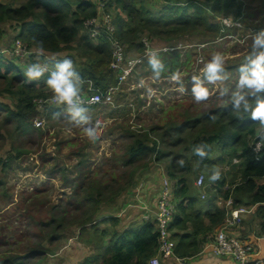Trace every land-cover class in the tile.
<instances>
[{
    "label": "trees",
    "instance_id": "16d2710c",
    "mask_svg": "<svg viewBox=\"0 0 264 264\" xmlns=\"http://www.w3.org/2000/svg\"><path fill=\"white\" fill-rule=\"evenodd\" d=\"M100 1H104L107 10L108 6L116 9L114 18L116 36L130 52L141 49V39L144 35H147L150 40L156 39L175 47L181 41L186 43L192 39H200V41L217 39L235 33L240 36L245 30L255 32L264 28V23L256 25L257 18L264 19V12L248 14L243 10L244 0H168V3H162L160 0H99L97 3L95 1L93 3L92 0H10L6 2L0 0V46L6 39L5 28L19 29L16 38L22 41L28 52L34 50L37 41H43L46 51L45 55L40 57L41 63H47L49 68H52L60 59L69 58L82 78L92 83L89 89L86 88L87 84L84 85L83 93H89L90 89L104 91L117 83L116 73L109 68L108 43L103 38L92 41L85 33H80L83 21L96 15ZM47 14H54L53 19L48 23L45 18ZM41 18L45 21H41ZM218 18H226L231 22L239 21L242 27L240 29L233 26L227 27ZM250 22L254 25L250 26ZM202 43L204 42H200ZM174 52L180 54L179 50ZM203 52L196 51L195 57L198 54L203 56ZM3 53L5 52L0 49V79H8H6V87L0 93L5 92V96L10 93L16 95L17 101L13 105L6 104L5 100L0 101V122L12 119L13 122L22 125L28 115L34 117L38 114L32 100L36 97L51 95L49 89H45V83L42 84L47 76L40 81L28 82L23 73L28 64L36 62V55H25L21 58L14 56L12 59L21 60L23 63L15 61L16 65H14L5 61L8 60L7 57H1ZM178 53L175 56L180 58ZM182 56L184 58L186 53ZM244 56L239 57V60L232 65H228L230 63L226 61V69L233 77L230 80L235 81V68L243 62ZM179 60L172 58L169 63H165L169 72L177 69L173 66L175 63H180L182 66L183 63ZM18 77L22 87L12 91L9 89L11 82ZM230 80L226 83L230 84ZM211 97L207 102L211 101ZM93 108L95 107L89 109ZM52 110L61 111L60 108L48 107L39 114L46 117ZM183 112L184 116H188V111ZM241 115H243L242 119ZM210 116L216 117L215 121L218 125L211 131L194 132L199 121L195 120L193 124L185 122L164 131L160 135L161 144L156 138H153L156 143L150 144L147 137L134 138L128 148V164L137 163L153 153L152 157H155L158 163L165 165V176L170 183L171 201L174 207L169 232L175 241V255L182 259L198 257L204 243L222 225L225 209L220 207L217 201L218 198L227 200L230 194L234 200L233 206L246 205L243 204L244 201L257 206L262 222V233L264 232V183L257 184L255 181L264 178V149L260 153L259 161L255 160L251 152V145L257 139L259 125L248 115L234 112L231 104L209 111L204 114L203 119L212 121ZM166 123L169 124V121L162 125ZM119 130L123 134V131ZM80 132H82L81 129L74 127L76 136ZM185 132H192L189 141L185 145L181 144L182 149L179 155L168 159L167 157L171 154L166 153L164 149L179 146V141L169 142V140ZM200 143L210 145L208 157L204 161H200L192 152V148ZM10 154L6 153L4 158L0 156V170L7 166L11 159ZM215 156L217 157L214 158ZM74 158L78 161V165L74 166V177L89 178L94 175L95 170L90 165L93 162H90L92 156L86 150V143L74 147ZM181 159L185 162L183 167L177 164V161ZM234 159L238 160L235 164H238L237 168L242 179L235 183L233 189L221 190L226 185L225 178L216 182L208 180L211 185L207 186L205 191L207 196L202 201L197 196L196 190L189 187L188 180L191 174L196 175L195 180L201 175L205 183L204 174L199 172L201 169L212 168L214 164L224 160L227 164H232L234 168ZM79 167H82V170H76ZM148 167L149 164L142 166L137 177L129 186L125 185L122 191L116 190L100 201L87 200V203L92 204V207H87L91 208V211L80 227H77L78 223L74 222V236L71 237L73 241L67 246L72 259L74 260V254L77 259L72 264H147L158 245L154 221L153 223L145 222L140 226L123 227L121 220L115 217L118 209L108 208L105 214L103 210H106V204L122 197L125 192L134 191L137 187L135 183L141 182L140 172L143 170V173ZM231 177L234 179V175ZM143 183L141 182L142 185ZM92 198L96 199V196ZM84 232H91L101 244L97 248L84 249L86 245L83 243ZM56 240L58 237L53 235L49 241ZM67 241L68 238L64 245L54 246L55 249L44 245L46 241H40L38 249L41 254L43 251L47 260L57 258L64 262V256L59 251L62 246H66ZM33 258V254L29 253L21 263L24 264Z\"/></svg>",
    "mask_w": 264,
    "mask_h": 264
},
{
    "label": "rangeland",
    "instance_id": "374dc122",
    "mask_svg": "<svg viewBox=\"0 0 264 264\" xmlns=\"http://www.w3.org/2000/svg\"><path fill=\"white\" fill-rule=\"evenodd\" d=\"M244 3L243 10L248 14L264 12L263 0H244ZM105 12L111 17L114 25L116 9L108 6V10L105 7ZM53 16L54 14H47L46 22H51ZM40 20L45 21L43 18ZM263 23L264 19L257 18L256 25ZM253 25L250 22V26ZM250 32L245 30L240 36L237 33L232 34L234 37L231 39L219 37V40L214 38L202 39V41L192 39L186 43L181 41L177 44L180 54L174 50L170 52L171 54H161L160 57L164 63H169L172 58L180 59L179 62L183 63L182 66L180 63H175L173 66L181 71L183 79L186 80L188 75L191 77L203 68L204 62L203 65L196 64V51H204L203 58L207 61L213 52H223L226 55L227 63H230L228 65H232L239 60V57L246 55L248 45L251 43ZM80 33L88 34L84 27ZM14 35L15 30L6 29V39L2 42L0 49L7 48L8 52L3 53L1 57H7L8 60H5L7 63L16 65V61L23 64L21 60L12 59L14 56L21 58L20 54H14V45L16 42L20 44L22 42L19 39L13 40ZM142 37H147V35ZM92 40L97 39L92 38ZM11 41L13 42L12 47H10ZM151 41L157 47L169 46L156 39ZM200 42L204 43L200 44ZM32 52L34 53V50ZM176 53L180 57L186 53V56L179 58L175 56ZM134 74L133 79L127 81L126 85L120 86V89L116 91L111 104L90 110L92 120L101 116L110 118L101 120L104 124L101 127L100 138L94 143L90 142L86 147L92 156L93 162L90 165L95 170L94 175L89 178L74 177V166L78 165V161L76 158L74 159V147L79 144V140L74 134V126L67 120L58 121L53 118V114L60 110H52L46 117L39 113L34 117L28 115L22 125H18L12 119L0 122V156L4 158L6 153H11V159L7 166L0 170V264H23L21 263L23 258L25 259L29 253H32L34 258L24 264H66L68 262L72 264L76 262L75 254L73 260L67 246L73 241L71 237L74 236V222H77V227H80L91 211V208L87 207H92V204L87 203V200L100 201L106 199L116 190L122 191L125 185L129 186L132 180L137 177L140 168L148 164V169H144L146 173L143 175V170L140 172L141 182H144L143 185L147 179L152 182L148 191L154 192L160 187L162 175L165 174V165L158 163L155 157H152L153 153L140 159L137 163H127L128 148L133 143V139L147 137L150 144L155 142L153 138H156L161 144L160 135L164 131L185 122L193 124L195 120H198L199 124L194 132L211 131L218 126L217 122L204 120V114L230 104L226 102L227 98L220 100L217 97H211L209 102L197 104L191 92L185 90L184 93H181L178 90H172L179 84L176 85L170 80L169 85L165 82H154L147 62L140 68H136ZM168 75L166 72L162 77ZM142 78L145 81V87L158 90L154 97L149 98L142 95L145 88L135 86ZM6 79H0V91L6 87ZM46 79L44 78V80ZM44 80L42 84H44ZM235 82L230 80V84L225 82L222 86L234 88ZM155 83L158 84L155 86ZM185 83L192 87L190 78ZM220 86L211 85L210 90L215 92V95L212 96H218L217 89ZM21 87L18 77L11 82L9 89L17 91ZM5 94V92L0 93V101L5 100L8 105L16 103V95L10 93L5 96ZM177 94L179 96H176ZM98 108L105 109L108 113L101 114L97 110ZM184 110L188 111V116L183 115ZM37 116H44L45 125L43 128L34 125L33 121ZM166 121H169V124L162 125ZM119 129L123 131V134ZM191 136L192 132H185L172 137L169 142L179 141V146L164 149L166 153L171 154L167 158L171 159L179 155L182 149L181 144L185 145ZM231 165L224 160V162H217L212 168L201 169L199 172L205 176L203 191H206V186L211 185L208 180L210 172L214 168H219L221 179L225 178L226 180V185L221 190L223 191L226 187L228 190L233 189L235 183L241 181L242 176L237 168L238 164H234V168ZM233 175L234 179L231 177ZM195 178L196 175L189 176V187L195 188ZM232 180L234 181L232 182ZM255 181L257 184H263L264 178ZM141 182L135 183V185L141 186ZM155 194L157 195V193ZM94 195L96 199L92 198ZM243 204H246L245 206L248 208L251 207L249 201H244ZM253 213L258 214L257 206L253 209ZM53 235L57 236L58 240L50 242ZM67 238L66 246H62L59 251L64 256L65 263L57 258L47 260L43 251L42 254L39 252L38 243L40 241H46L43 244L52 248L58 244L64 245ZM83 243L87 248H97L101 244L91 232L83 233Z\"/></svg>",
    "mask_w": 264,
    "mask_h": 264
},
{
    "label": "clouds",
    "instance_id": "9594fccd",
    "mask_svg": "<svg viewBox=\"0 0 264 264\" xmlns=\"http://www.w3.org/2000/svg\"><path fill=\"white\" fill-rule=\"evenodd\" d=\"M163 2H167V1H163ZM82 26H83V23H82ZM115 35H116V27H115ZM228 36H231V37H228ZM88 37L92 40V38L89 35ZM226 37L231 39L234 36L227 35ZM99 38H103V37H99ZM103 39L108 43V41L105 38ZM249 39L251 40V43L248 45L247 54L244 56L243 62L240 63L235 68V72H236L235 81L236 82H235L234 88L222 86L225 84L226 81L232 79L233 77L231 73L227 71L225 67L226 55L225 53L220 52V51L213 52L210 56V59H208V61L207 60L204 61L203 56L201 54H198L195 57L196 64L203 65V62H204L203 68L200 69L198 73L192 75L191 77L190 75H188L185 81H187L190 78V83L192 87L189 84L187 85L191 87L190 92L192 94L194 101L197 104L208 101L209 98L214 94L213 91L210 90L208 85H221L217 89L218 91L217 99L224 100V98H227L226 102L231 104L232 110L234 112L248 115L252 121H254L256 124L259 125V130L256 133V137H257L256 141L258 142L255 141L256 143L254 146V152L258 153L260 152L261 149H264V28H261L255 32H250ZM108 47H109V43H108ZM155 47L157 49H150L146 51V58L143 59V62L141 60H135L132 63L135 64V63L142 62V64L139 66L140 68L145 62H147L148 67L150 68L151 73H152L151 78L152 80H154V82H159V83L165 82L169 85L170 84L169 80H170L171 82L179 84L180 87L177 90L181 93H184L185 87L183 83V74L181 73L179 69L169 72V69L167 68V66L165 65V63L160 57L161 54H167L174 50H178L177 46L175 47L174 46H162V47L155 46ZM161 48H170L171 50L164 49L163 50L164 52H163V51H160ZM45 51L46 50L43 46V41H37L36 47L34 48V53L29 50V53H30L29 55L31 54L36 55V62L28 64L26 66V69L23 75L27 78L28 82L40 81L45 76H47V79L44 80V83L46 87L49 89L51 95L47 97H36V98H50L51 104L58 106L61 109V111L55 112L53 114L54 119L58 121L61 119L67 120L72 126L80 128L89 141L93 143L96 142L100 138L102 122L99 120L93 122L89 106L94 103L99 102V97L92 96L90 98L85 99L82 96V93H83L82 89L84 87L85 80L82 78L80 72L77 70V68L75 67L71 59L69 58L60 59L58 62L55 63L54 67L52 68H49L47 63H41L40 57L45 55ZM19 52H20V48L18 47L17 53L19 54ZM109 52L111 53L110 47H109ZM143 52H144V46L143 44H141V49L138 50L137 52L127 51V48L125 47L124 54L128 56H136L138 54H143ZM198 52L200 53L201 51H198ZM199 55H201L202 57L201 62H197V58ZM180 58H183V57H180ZM110 60H111V57H110ZM166 72H168L169 75L162 77V75H164ZM117 83H118V78H117ZM117 83L115 86H111V87H116ZM126 84L127 83L123 85H126ZM157 84L158 83H155V86ZM123 85H120V86H123ZM120 86L117 89V91L120 89ZM135 86L138 88H145V91L142 92V95L149 97V98L154 97L156 95V91H158L157 89H154L152 87H145V81L143 78ZM94 107H99V106H94ZM38 113H40V111H38ZM242 118H243V115H241V119ZM36 119L43 120L36 124V127L43 128L45 125L44 117L37 116L33 121L34 125H35ZM210 119L215 120L216 117L210 116ZM42 123L43 125L41 126ZM253 144L254 142L252 143V145ZM209 150H210V145L206 143L197 144L192 148L193 154L197 156L200 161H204L208 157ZM251 152H252V149H251ZM259 159H260V154H259ZM256 161H259V160H256ZM184 163L185 162L182 159L177 161V164L180 167H183ZM233 163L234 164L238 163V160L234 159ZM163 178L167 179L165 174L162 175L160 187L162 186ZM220 179H221L220 169L214 168L211 172V175L209 176V180L211 182H216V181H219ZM195 182L196 180L194 181V187L200 192L198 197L200 199H205L207 194L206 192L203 191L205 187V183H203V177H200V179L197 181V184L203 183L200 187H197ZM225 189H228V188L226 187ZM160 191H161V188H160ZM158 198H159V195H158ZM228 199L232 201V205H231L232 207L234 208L243 207V208L248 209L249 213L247 214H250L253 211V209L256 207V205H251L250 208L246 207L245 205L233 206L234 200L231 197V194ZM227 200H222L221 198H218L217 204L220 207L224 208V202H226ZM220 201H221V204H219ZM157 210L158 208H155L153 213L150 210H148L143 214V217H142L143 224L145 222H151V221L153 223L154 221V226L158 234V245H157V249L153 256L158 255V246L160 242L159 233L157 229V222L155 219ZM226 214H227V211L225 209V217H226ZM244 216L245 215H243V222H244ZM118 218L121 220L122 226L123 227L126 226L123 223L120 216H118ZM243 222L241 223L240 227L235 228L237 233L241 231L242 227L245 225V223ZM217 229H219V227ZM235 229H231L230 231L233 232L235 231ZM168 232H169V228H168ZM214 234L210 238H208L206 243H204L202 250L199 253L198 257L182 259V258H178L175 255V241L171 237L170 232H169V238L174 243L173 257L163 258L160 256L159 258L162 264H164V260H167V259L171 261V264H177L176 259H182L185 262V264L186 263L192 264V261L202 256V253L204 252V249L207 247V245L213 242L212 239H213ZM247 235L248 234H246L245 236L247 237ZM251 235H255L258 237H264V232L263 233L261 232L259 234L252 233ZM171 247L172 245H168L169 255L171 254L170 252ZM84 249L90 250L91 247L87 248L84 246ZM208 254H210L213 257H216L211 252H209ZM159 258L154 257L150 261V264H159Z\"/></svg>",
    "mask_w": 264,
    "mask_h": 264
},
{
    "label": "built area",
    "instance_id": "2783aa9c",
    "mask_svg": "<svg viewBox=\"0 0 264 264\" xmlns=\"http://www.w3.org/2000/svg\"><path fill=\"white\" fill-rule=\"evenodd\" d=\"M218 20H221L222 24L227 27L233 26L238 27L239 29L242 27L239 21L231 22L226 18H218ZM83 27L88 32V35L91 38L97 39L99 37H103L108 41L111 51V60L109 67L116 73L118 83L116 87H111L104 92L90 89L89 93H82V96L85 99L92 96L99 97V102L90 105L89 108L94 106L109 105L112 103L113 95L115 94L119 86L127 83V81H130L134 78V71L142 64L143 59L146 58V51L157 48L154 46V43H152L150 38L144 37L141 39V43L144 46L143 54H138L136 56L125 55V45L118 40L114 33L115 27L112 23L111 17L105 12L104 1H100L95 16L87 18L83 21ZM18 47L20 48L19 54L21 55V57L30 54L23 44H18V42H16V44L14 45L15 55H18ZM164 49L171 50L170 48H161L160 51H163ZM135 60H141L142 62L133 64L132 62ZM201 61L202 57L201 55H199L197 58V62ZM32 103L38 111H43L46 107L60 108L51 104L50 98H35L33 99ZM41 121L43 120L36 119L35 126L38 122ZM42 125L43 123L41 124V126ZM256 142H254L251 149L255 156V159L259 160V154L262 149L258 153L254 152V146ZM200 177L202 176L200 175L195 182L197 187H200L203 184H197V181L200 179ZM171 198L172 194L169 181L166 178H163L161 191L157 201L158 210L155 215L160 238L158 255L151 257L148 260L147 264H150V261L154 257H173L174 243L170 240L168 232L174 208ZM219 204H221V201L219 202ZM231 205L232 201L230 199L224 202V208L227 211L226 217L219 229L216 230L212 239L213 242L207 245V247L204 249V252L202 253V256H206L209 252H211L216 256V258H227L230 264H264V249H262L261 245V241L264 240V237H258L255 235H250L248 237L242 236L241 234L237 233L235 229L240 227L241 223L243 222V215L249 213V210L243 207L234 208ZM231 229H235V231L231 232ZM168 245H172L170 249V255L168 254ZM176 262L177 264H185L182 259H176ZM159 264H162L160 258Z\"/></svg>",
    "mask_w": 264,
    "mask_h": 264
},
{
    "label": "crops",
    "instance_id": "0c3cea01",
    "mask_svg": "<svg viewBox=\"0 0 264 264\" xmlns=\"http://www.w3.org/2000/svg\"><path fill=\"white\" fill-rule=\"evenodd\" d=\"M3 1L6 2V1H10V0H3ZM93 1H95L97 3L99 0H92V2ZM6 29L7 28H5V31H6ZM14 30H15V35L12 37L13 40L18 35L19 29L14 28ZM12 41L10 43V47H12ZM0 47H2V43H1ZM1 50H3V52H8L7 48L1 49ZM46 57H48V56H46ZM83 79H84V77H83ZM183 81H184L183 83H185L184 79H183ZM86 84H87V87H86L87 89L92 87V83L90 81L85 80L84 85H86ZM176 85H178V84H176ZM184 87H185V90L187 92L191 91V87L189 85H187L186 83L184 84ZM178 88H179V85L177 87H174L172 90H177ZM176 96H179V94H177ZM97 110H99V112L101 114L108 113V111H106L105 109H102V108H98ZM107 118H110V117L101 116V117L96 118L93 121H97V120L101 121V120H104ZM102 124H104V123L102 122ZM105 132H107V131L105 130ZM77 138H78L79 142H81V143H79V145L86 143V147H88L89 143L91 142L85 136L83 131L77 135ZM100 142L103 143L102 140H100ZM91 143H93V142H91ZM90 162H92V160H90ZM76 170L80 171V170H82V167H79ZM151 183L152 182L147 179L146 183L144 185L136 187V189L134 191L125 192L124 194H122L123 195L122 197H119L115 201L106 204L105 205L106 210H103L104 211L103 213L104 214L107 213L108 208L118 209L117 212H115V217L120 216V218L122 219L123 223L126 226H130V225H139L140 226V225H142L143 224V221H142L143 214L148 210H150L153 213L155 208H157V200H158V195H159L161 187H159V189H157L154 192L148 191L149 186H152ZM195 190L197 192V196H199L200 192L197 189H195ZM155 193H157V195ZM114 202H116V203H114ZM243 223H245V225L242 227L241 231L238 232L242 236H245L246 234H248L247 235V237H248L252 233L259 234L262 232V222H261L260 216L256 213H253V211L250 214H247L244 216V222ZM248 232H250V233H248ZM261 245H262V249H264V240L261 241ZM99 264H101V263H99ZM164 264H171V261L169 259L164 260ZM192 264H230V262L227 260V258H222V259L216 258V257H213L210 254H208L206 256H201V257L195 259L194 261H192Z\"/></svg>",
    "mask_w": 264,
    "mask_h": 264
}]
</instances>
